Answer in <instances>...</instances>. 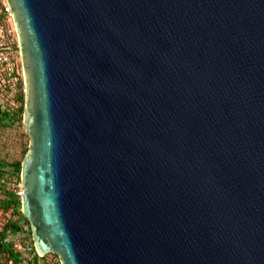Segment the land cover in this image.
Here are the masks:
<instances>
[{
  "label": "water",
  "instance_id": "water-1",
  "mask_svg": "<svg viewBox=\"0 0 264 264\" xmlns=\"http://www.w3.org/2000/svg\"><path fill=\"white\" fill-rule=\"evenodd\" d=\"M6 1L38 256L264 264V0Z\"/></svg>",
  "mask_w": 264,
  "mask_h": 264
},
{
  "label": "trees",
  "instance_id": "trees-1",
  "mask_svg": "<svg viewBox=\"0 0 264 264\" xmlns=\"http://www.w3.org/2000/svg\"><path fill=\"white\" fill-rule=\"evenodd\" d=\"M17 81L15 84V87L19 86V94H17L16 100L12 102L9 100L8 96V88L5 90L1 88V92L3 95V99L5 100V107H2L3 110H0V125L1 126H8L10 123L6 121V119H9L10 121H18L21 123L22 121V114H23V107H24V93L21 92L23 89V83H22V77L21 75L17 76ZM9 85V84H7ZM8 87V86H7ZM17 93V90L15 92V95ZM27 149V148H26ZM26 149H24L23 155L26 152ZM23 158V157H22ZM22 158L19 160H16L14 162H11L10 164H5L4 162L0 161V210L3 213L9 212L11 214V218L2 223V227L0 230V255L2 257V262L0 264H7V259L12 258L15 263H17L22 258V253L16 251L11 242V238L14 235L19 234L22 232V227L26 224L27 229L26 232L28 233L30 242H31V249L34 253L33 262L35 264H39V262L44 264V261L46 260V256L40 257L35 252L33 242L31 239V231L30 226L27 221V219L23 216L21 212V203H20V194L16 192V190H10L5 187L4 180L10 176H16L18 180H20V169H21V161ZM7 165L10 167L9 172H5L4 166ZM10 237V238H8ZM53 256L56 258L55 264H60L58 257L53 254ZM41 259V260H39ZM44 260V261H43Z\"/></svg>",
  "mask_w": 264,
  "mask_h": 264
},
{
  "label": "built area",
  "instance_id": "built-area-1",
  "mask_svg": "<svg viewBox=\"0 0 264 264\" xmlns=\"http://www.w3.org/2000/svg\"><path fill=\"white\" fill-rule=\"evenodd\" d=\"M18 75L22 77L17 34L10 7L6 0H0V94H2L1 88L4 90L8 88V96L13 101L17 90L15 84ZM17 193L21 194V190ZM0 215L3 218L0 225L1 230L2 223L8 221L12 216L9 212L3 213L1 210ZM26 229L27 227L24 225L22 232L11 238L13 248L22 253V258L17 263L12 258H8L7 264H35L31 245L28 244L23 235ZM39 264L43 263L39 262Z\"/></svg>",
  "mask_w": 264,
  "mask_h": 264
},
{
  "label": "rangeland",
  "instance_id": "rangeland-1",
  "mask_svg": "<svg viewBox=\"0 0 264 264\" xmlns=\"http://www.w3.org/2000/svg\"><path fill=\"white\" fill-rule=\"evenodd\" d=\"M22 83H23V78H22ZM18 88L19 86H17V93L14 96L15 100H16L17 94H19V91H20ZM21 92L24 93L23 89ZM11 101L14 102L13 100ZM2 107H5V100L3 99V95L0 94V110H3ZM6 121L10 123L8 126L0 125V161L8 165L11 162L19 160L23 157L24 149H26L28 146V137L24 132V124L22 121L21 123H19L18 121L12 122L9 119H6ZM7 165L4 166L5 172L10 171V167ZM8 176H10L9 179L7 178L6 181L4 180V182H6L5 187H7V189H10V190H16V192L20 191L21 190L20 180H18L17 177L14 175L11 176L10 174H8ZM2 220L3 218L0 215V225H1ZM26 230L24 231L23 235H24V238L27 240L28 244L31 245V242H30V239H29V236ZM1 262H2V257L0 255V263ZM55 263H56V258L53 256V254L48 253L46 256V260L44 261V264H55Z\"/></svg>",
  "mask_w": 264,
  "mask_h": 264
}]
</instances>
